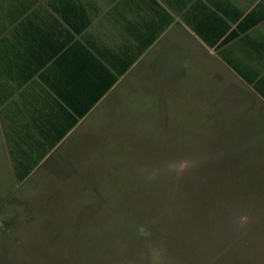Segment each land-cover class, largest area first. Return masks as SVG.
Returning a JSON list of instances; mask_svg holds the SVG:
<instances>
[{"label":"crops","instance_id":"obj_1","mask_svg":"<svg viewBox=\"0 0 264 264\" xmlns=\"http://www.w3.org/2000/svg\"><path fill=\"white\" fill-rule=\"evenodd\" d=\"M187 98L264 132V0H0L12 185H64Z\"/></svg>","mask_w":264,"mask_h":264},{"label":"rangeland","instance_id":"obj_2","mask_svg":"<svg viewBox=\"0 0 264 264\" xmlns=\"http://www.w3.org/2000/svg\"><path fill=\"white\" fill-rule=\"evenodd\" d=\"M211 115L131 121L64 185H12L0 146V264H264V132Z\"/></svg>","mask_w":264,"mask_h":264}]
</instances>
